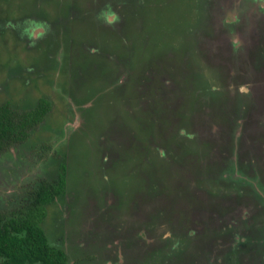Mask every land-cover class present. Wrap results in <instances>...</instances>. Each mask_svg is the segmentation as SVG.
<instances>
[{
  "label": "rangeland",
  "instance_id": "1",
  "mask_svg": "<svg viewBox=\"0 0 264 264\" xmlns=\"http://www.w3.org/2000/svg\"><path fill=\"white\" fill-rule=\"evenodd\" d=\"M0 212L65 165L70 264H264V0H0Z\"/></svg>",
  "mask_w": 264,
  "mask_h": 264
},
{
  "label": "trees",
  "instance_id": "2",
  "mask_svg": "<svg viewBox=\"0 0 264 264\" xmlns=\"http://www.w3.org/2000/svg\"><path fill=\"white\" fill-rule=\"evenodd\" d=\"M50 108L42 97L33 108L18 109L9 101L0 104V154L23 143ZM65 164L51 179L41 178L26 190L17 208L0 212V264H70L64 249L49 242L42 226L47 207L65 187Z\"/></svg>",
  "mask_w": 264,
  "mask_h": 264
},
{
  "label": "clouds",
  "instance_id": "3",
  "mask_svg": "<svg viewBox=\"0 0 264 264\" xmlns=\"http://www.w3.org/2000/svg\"><path fill=\"white\" fill-rule=\"evenodd\" d=\"M65 251V250H64ZM66 253V252H65ZM66 255H67V253H66ZM67 259H68V257H67Z\"/></svg>",
  "mask_w": 264,
  "mask_h": 264
}]
</instances>
